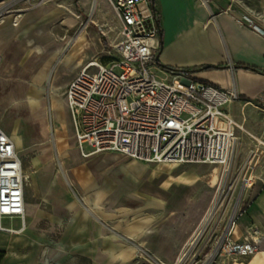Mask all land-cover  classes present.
<instances>
[{
    "label": "crops",
    "instance_id": "crops-1",
    "mask_svg": "<svg viewBox=\"0 0 264 264\" xmlns=\"http://www.w3.org/2000/svg\"><path fill=\"white\" fill-rule=\"evenodd\" d=\"M149 2L160 28L154 70L167 80L171 69L188 70L218 89L235 87L240 98L224 109L243 125L244 131L236 130L238 157L252 137L264 140V32L236 19L249 17L263 30L264 21L234 0ZM103 4L42 0L0 17V126L31 117L46 104L53 111L58 160L55 170L46 148L29 167L20 158L24 214L1 220L0 264H175L201 221L199 193L210 182L211 165L148 164L116 153L91 154L88 147L82 156L75 137L64 133L62 112L54 111L62 108L59 99L72 78L89 62H104L119 40L118 24L117 35L104 31ZM260 5L264 9V0ZM258 181H244L247 207L229 226L233 241H259L256 254L221 256L215 264H264V182Z\"/></svg>",
    "mask_w": 264,
    "mask_h": 264
},
{
    "label": "built area",
    "instance_id": "built-area-1",
    "mask_svg": "<svg viewBox=\"0 0 264 264\" xmlns=\"http://www.w3.org/2000/svg\"><path fill=\"white\" fill-rule=\"evenodd\" d=\"M108 1L119 40L106 51L105 63L89 62L63 92L82 156L88 147L91 154L116 153L148 164H207L229 172L238 159L236 130L244 131L224 109L239 100L236 88L218 89L188 70L171 71L169 81H159L152 71L160 49L158 13L149 0ZM236 22L264 32L249 17ZM259 144L264 150L263 139ZM24 182L20 156L0 126V223L23 216ZM231 231L208 260L256 254L259 241H233Z\"/></svg>",
    "mask_w": 264,
    "mask_h": 264
},
{
    "label": "rangeland",
    "instance_id": "rangeland-1",
    "mask_svg": "<svg viewBox=\"0 0 264 264\" xmlns=\"http://www.w3.org/2000/svg\"><path fill=\"white\" fill-rule=\"evenodd\" d=\"M1 1L0 17H3L29 7L39 0ZM98 1L99 0H97V2ZM103 1L105 14V19L103 20L104 31L115 36L117 35V20L109 1ZM234 1L243 12L249 14L256 20L264 21V9L260 7L261 0ZM90 4L93 6L95 0H90ZM91 14L92 9L90 15ZM112 47L113 46H111V48ZM111 48L106 51L112 50ZM105 62L106 60H104L103 63ZM152 71L159 81H169L167 80V77L164 78L159 72L155 71L154 68ZM60 98V103L61 100H63L62 108L54 111L57 112L59 116L61 115L60 112H62L64 133H66L67 136L74 138L72 133V120L71 116L68 115L63 93ZM1 111L6 116L13 115L11 109H2ZM52 113L53 111L44 104V107L36 110L31 117L27 116L26 118L17 119L13 124L5 125L2 123L1 125L9 135H11L12 132L17 133L21 142L19 143L17 140L16 150L27 167H29L28 164L31 158H35L38 152H40V149L46 148L49 163L54 166L55 170L58 169V160L52 139V134L55 131L51 121ZM12 137L14 138V136ZM254 137L259 138L260 135ZM24 141L26 142L25 144L27 147L25 152L20 150ZM262 151L263 147L259 144V141L252 138L236 162L232 165L229 172H227V169H224V167L210 166V172L208 173V175H210V182H206L203 185L202 192L199 193V195H203L201 221L191 240L180 253L175 264H215V261L219 257L212 261L208 260L209 255L213 253L216 244L222 235L228 230L230 224L237 223L246 210L247 199H245L246 197L244 196H249L250 191L249 189H243V184H246L244 181L253 176L259 178V184H263L264 182V153H262ZM255 154H259V156ZM246 188H248L247 184ZM27 190L28 186L25 188V195ZM2 224L4 226L9 225L6 220L3 221ZM181 257L182 260L179 262ZM136 264L156 263L140 260V262Z\"/></svg>",
    "mask_w": 264,
    "mask_h": 264
},
{
    "label": "bare ground",
    "instance_id": "bare-ground-1",
    "mask_svg": "<svg viewBox=\"0 0 264 264\" xmlns=\"http://www.w3.org/2000/svg\"><path fill=\"white\" fill-rule=\"evenodd\" d=\"M54 92H55V91H54ZM57 92H58V91H57ZM61 104H63V100H61ZM12 136H14V138H13ZM9 137H10L11 140L13 141V143H14V145H15V148H16V142H17V140H18L19 143L21 142L20 139H19V137H18V135H17V133L12 132V134L9 135ZM12 138H13V139H12Z\"/></svg>",
    "mask_w": 264,
    "mask_h": 264
},
{
    "label": "trees",
    "instance_id": "trees-1",
    "mask_svg": "<svg viewBox=\"0 0 264 264\" xmlns=\"http://www.w3.org/2000/svg\"><path fill=\"white\" fill-rule=\"evenodd\" d=\"M245 69L251 70V71H255V72H259L258 70L254 69V68H249V67H244ZM172 71H179L178 69H171ZM2 257V253H0V259Z\"/></svg>",
    "mask_w": 264,
    "mask_h": 264
},
{
    "label": "water",
    "instance_id": "water-1",
    "mask_svg": "<svg viewBox=\"0 0 264 264\" xmlns=\"http://www.w3.org/2000/svg\"><path fill=\"white\" fill-rule=\"evenodd\" d=\"M156 60H158V55H157ZM245 186H246V184H243V189L245 188ZM225 233H226V232H225ZM225 233H224V234H225ZM224 234H223V235H224ZM218 248H219V246H217V247L215 248L214 252H217V251H218Z\"/></svg>",
    "mask_w": 264,
    "mask_h": 264
}]
</instances>
